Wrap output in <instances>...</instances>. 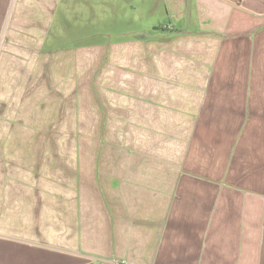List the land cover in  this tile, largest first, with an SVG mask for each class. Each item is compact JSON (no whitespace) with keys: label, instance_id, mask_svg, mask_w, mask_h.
I'll list each match as a JSON object with an SVG mask.
<instances>
[{"label":"crops","instance_id":"0c3cea01","mask_svg":"<svg viewBox=\"0 0 264 264\" xmlns=\"http://www.w3.org/2000/svg\"><path fill=\"white\" fill-rule=\"evenodd\" d=\"M151 2L157 31L61 46L60 5L122 1L15 0L0 264H264V0Z\"/></svg>","mask_w":264,"mask_h":264},{"label":"rangeland","instance_id":"374dc122","mask_svg":"<svg viewBox=\"0 0 264 264\" xmlns=\"http://www.w3.org/2000/svg\"><path fill=\"white\" fill-rule=\"evenodd\" d=\"M118 1V0H115ZM117 9V18L110 19L107 15L94 16L88 14L87 16H77L76 10L81 8L84 2H76L73 9L71 6L70 11H64L62 5L59 6V11L55 21L46 27V35L51 38L54 34L58 36V44L61 46H75L90 41L96 42L97 40L106 41L110 37L119 33H143L154 32L155 27H161L165 19V4L160 3L159 6L153 2V14H149L150 9L147 8L151 5L148 0H121ZM132 3L135 7H133ZM89 6H93L96 10L98 5L94 1H88ZM118 6V5H117ZM108 8V6H106ZM149 9V10H148ZM99 11V10H98ZM121 11V12H120ZM100 12V11H99ZM62 13V14H61ZM107 13V11H106ZM3 24V18L0 20V31ZM5 35V34H4ZM48 38V39H49ZM94 264H103L101 262H94Z\"/></svg>","mask_w":264,"mask_h":264},{"label":"water","instance_id":"95a60500","mask_svg":"<svg viewBox=\"0 0 264 264\" xmlns=\"http://www.w3.org/2000/svg\"><path fill=\"white\" fill-rule=\"evenodd\" d=\"M15 4V0H11L10 1V4H9V7H8V10H7V13H6V17L4 19V23L2 25V29L0 31V46L2 44V40H3V37H4V34H5V31L7 29V26H8V23H9V19H10V15H11V12H12V9H13V6ZM91 259H95V260H99V261H104V262H108V263H115V264H122V263H119V262H113V261H106V260H103V259H98V258H94V257H89Z\"/></svg>","mask_w":264,"mask_h":264},{"label":"trees","instance_id":"16d2710c","mask_svg":"<svg viewBox=\"0 0 264 264\" xmlns=\"http://www.w3.org/2000/svg\"><path fill=\"white\" fill-rule=\"evenodd\" d=\"M153 30L157 31L158 29H153ZM177 33H179V32L174 31V32L170 33V35H176Z\"/></svg>","mask_w":264,"mask_h":264}]
</instances>
